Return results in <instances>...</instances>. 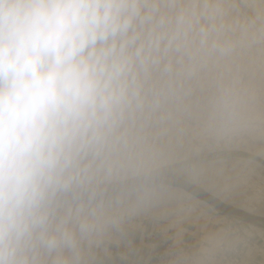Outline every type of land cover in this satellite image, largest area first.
Returning a JSON list of instances; mask_svg holds the SVG:
<instances>
[{"label": "clouds", "instance_id": "obj_1", "mask_svg": "<svg viewBox=\"0 0 264 264\" xmlns=\"http://www.w3.org/2000/svg\"><path fill=\"white\" fill-rule=\"evenodd\" d=\"M258 156L264 0H0V264H116L137 219L196 211L177 180L227 191Z\"/></svg>", "mask_w": 264, "mask_h": 264}, {"label": "crops", "instance_id": "obj_2", "mask_svg": "<svg viewBox=\"0 0 264 264\" xmlns=\"http://www.w3.org/2000/svg\"><path fill=\"white\" fill-rule=\"evenodd\" d=\"M259 158L264 159V157ZM207 190L213 193L218 192L224 199L238 207L258 213L251 206L233 202L232 199L227 198L226 194H223L224 192L217 191L216 188L209 187ZM206 210L207 208L196 203L195 212L183 215L175 210V206H172L168 214L164 215V219L158 215H148L137 219L129 229L130 246L128 244L113 246L114 261L116 264H153V251L167 243L179 246L191 245L195 252L207 235L227 229L226 225L230 219L220 215H211V213L199 216L201 211ZM241 226L243 232L251 238L254 248H243L239 260L242 263L264 264V231L246 224H241ZM121 253L127 255V259L123 262L120 261ZM226 256L222 258L221 264L224 263Z\"/></svg>", "mask_w": 264, "mask_h": 264}, {"label": "water", "instance_id": "obj_3", "mask_svg": "<svg viewBox=\"0 0 264 264\" xmlns=\"http://www.w3.org/2000/svg\"><path fill=\"white\" fill-rule=\"evenodd\" d=\"M233 157H242L247 159L249 158V154L244 152H234L231 154L230 158ZM253 162L257 164V166L264 168V159L254 157ZM176 183L180 187L184 188L185 191L189 192L193 198L199 202V205L207 208L206 211H201L199 216L209 215L210 213L211 215H220L235 220L241 224L257 227L264 231V216L238 207L213 194L203 186L186 184L183 180H177Z\"/></svg>", "mask_w": 264, "mask_h": 264}, {"label": "rangeland", "instance_id": "obj_4", "mask_svg": "<svg viewBox=\"0 0 264 264\" xmlns=\"http://www.w3.org/2000/svg\"><path fill=\"white\" fill-rule=\"evenodd\" d=\"M239 159L246 158H230L231 161H236ZM253 164L255 163L253 162ZM258 167L260 168L251 165L250 170L247 172V174L243 178L233 181L230 188L227 191H223V194H226L227 198L232 199L235 203L240 202L244 203L245 205L251 206L256 212H258L256 214L264 216V168L261 166ZM213 194L218 195L219 197H223L218 192L215 193V191ZM244 209L252 212L247 208Z\"/></svg>", "mask_w": 264, "mask_h": 264}, {"label": "built area", "instance_id": "obj_5", "mask_svg": "<svg viewBox=\"0 0 264 264\" xmlns=\"http://www.w3.org/2000/svg\"><path fill=\"white\" fill-rule=\"evenodd\" d=\"M164 219V218H162ZM227 230H230L231 234L238 238V243L235 249L228 253L223 264H250L242 263L239 260L243 248L253 249V243L251 238H249L242 230V226L239 222L229 219L226 225ZM192 253L193 248L191 245L179 246L173 243H167L156 249L152 253L153 264H171V261L176 257L177 254Z\"/></svg>", "mask_w": 264, "mask_h": 264}, {"label": "bare ground", "instance_id": "obj_6", "mask_svg": "<svg viewBox=\"0 0 264 264\" xmlns=\"http://www.w3.org/2000/svg\"><path fill=\"white\" fill-rule=\"evenodd\" d=\"M252 166H254V167H257V168H260V167H258L257 166V164H252ZM204 188H208L207 186H203ZM222 199H224L223 197H221ZM195 200V199H194ZM224 200H226V199H224ZM227 201V200H226ZM195 202L198 204L199 202L197 201V200H195ZM156 216V215H155ZM160 218H164V216H159Z\"/></svg>", "mask_w": 264, "mask_h": 264}]
</instances>
